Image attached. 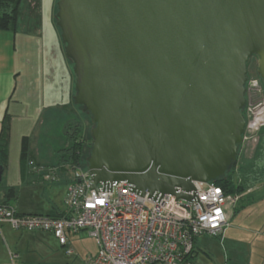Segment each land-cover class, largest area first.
<instances>
[{
  "label": "water",
  "instance_id": "1",
  "mask_svg": "<svg viewBox=\"0 0 264 264\" xmlns=\"http://www.w3.org/2000/svg\"><path fill=\"white\" fill-rule=\"evenodd\" d=\"M55 20L92 119L91 190L204 213L194 182L238 161L252 58L264 83V0H59Z\"/></svg>",
  "mask_w": 264,
  "mask_h": 264
},
{
  "label": "rangeland",
  "instance_id": "2",
  "mask_svg": "<svg viewBox=\"0 0 264 264\" xmlns=\"http://www.w3.org/2000/svg\"><path fill=\"white\" fill-rule=\"evenodd\" d=\"M58 1L22 0L15 33L0 31V96L7 92L3 94L5 100L11 87H17L10 103L9 155L0 197L11 187L16 188L18 198L13 203L22 213L44 212L52 204H59L64 194L62 177L58 182H47L38 171L26 178L21 176L23 138L28 139L30 150L42 163L39 166L47 167L60 165L62 154H67L66 148L75 136L82 139L84 160L75 173L88 171L87 159L92 148V119L75 102L74 63L66 55L62 32L55 20ZM259 77L255 57L248 65V78ZM246 98L244 115L248 119L253 106L259 103L256 111L263 110L264 91L247 88ZM255 128V136L247 135L241 145L232 170L235 182L250 185L251 189L241 195L235 217L222 240L199 238L196 264H264V124ZM67 131L78 133L71 138ZM68 237V245L62 246L49 232L6 226L3 237L0 236V264H84L97 255V242L88 232Z\"/></svg>",
  "mask_w": 264,
  "mask_h": 264
},
{
  "label": "built area",
  "instance_id": "3",
  "mask_svg": "<svg viewBox=\"0 0 264 264\" xmlns=\"http://www.w3.org/2000/svg\"><path fill=\"white\" fill-rule=\"evenodd\" d=\"M247 88L264 91L261 77L248 78ZM257 105L246 118L243 143L248 136H255V127L264 124V104L261 112L256 111ZM30 166L47 182H58L62 177L60 167L33 163ZM71 175L62 217L24 216L14 206L0 202V233L3 225L15 230L45 231L67 246L69 234L86 231L96 240L99 251L84 264H195L197 239H222L242 197L226 192L214 182H194L203 213L196 201L185 202L166 195L158 203L131 192L124 181L112 185V192H98L97 197L96 190L89 186L94 185L89 171ZM103 187L100 183L97 188Z\"/></svg>",
  "mask_w": 264,
  "mask_h": 264
},
{
  "label": "trees",
  "instance_id": "4",
  "mask_svg": "<svg viewBox=\"0 0 264 264\" xmlns=\"http://www.w3.org/2000/svg\"><path fill=\"white\" fill-rule=\"evenodd\" d=\"M21 3L22 0H0V31H9L15 33L16 29L18 28ZM9 119L10 114L8 113L4 118L0 130V166L3 167L4 171L8 163L9 138L11 135V126L9 124ZM77 133L78 132L72 133L71 131L66 132V134H68V136L71 138ZM22 143L23 144L20 153L21 176L26 178L30 173H35L30 165L33 163L35 166H39L40 164H37L33 159L34 155L30 150L28 139L26 137L23 138ZM82 144V139H78L77 136H75L73 138V143L66 148L67 154H62V161L60 165L56 166L61 168L62 178H68L66 184L73 180L71 173L79 168L77 166H80L82 160H84V151L82 150ZM234 167L227 174V178L218 180L216 184L223 187L224 190L228 193H237L242 195L243 193H245L247 188L250 187V185L246 186V184H237L235 182L232 175V170L234 169ZM17 196L18 190L14 187H11L5 193V200L3 199L2 201L5 204H9L12 203L13 200H16ZM63 215L64 213L57 214L53 217L58 218L62 217Z\"/></svg>",
  "mask_w": 264,
  "mask_h": 264
},
{
  "label": "crops",
  "instance_id": "5",
  "mask_svg": "<svg viewBox=\"0 0 264 264\" xmlns=\"http://www.w3.org/2000/svg\"><path fill=\"white\" fill-rule=\"evenodd\" d=\"M17 88V87H16ZM16 88L14 87V88H12L11 87V93H10V95H9V97H7L5 100H3V94H4V96L5 95H7V92H5L4 91V93L0 96V124L2 125V123H3V121H4V118H5V116H6V114H8L9 113V110H10V107H11V105H10V103H11V101H13L12 99L14 98V94H15V91H16ZM16 106H19V102H17L16 101ZM10 114V113H9ZM2 127V126H1ZM1 130V129H0ZM33 155H34V160H35V162L37 163V164H41L42 165V163H40L37 159H36V157H35V154L33 153ZM32 175H33V173H31ZM22 175V174H21ZM24 178V177H23ZM64 179V184L62 185V187L64 188V191H63V199H62V201L59 203V204H57V203H55V204H52L51 206H50V208L48 209V210H46V211H44V212H41V213H38V212H32V211H29V213H26V212H24V213H22V212H20V211H18V208L16 207V204L15 203H9L10 205H12V206H14L16 209H17V212L20 214V215H24V216H32V215H43V216H50V217H53V216H55V215H57V214H62V213H65V207H64V199H65V195H66V189H67V185L68 184H66V182L68 181V178H63ZM255 186H257V184L256 185H254V187ZM253 187V186H252ZM251 189V186L250 187H248L247 188V190L245 191V193L248 191V190H250ZM250 192V191H249ZM5 194L3 195V197H0V202H2L3 203V199L5 200ZM17 198H18V196H17ZM242 198V197H241ZM241 200L242 199H240V201H239V203L241 202ZM238 203V204H239ZM238 206V205H237ZM237 209H238V207H236L235 208V210H234V213H233V216H232V218L231 219H233L234 217H235V213H236V211H237ZM232 220H230V222H231ZM6 226H9V225H3L2 226V228H1V233H0V236H2L3 237V228L4 227H6ZM226 232H227V230H226ZM225 232V233H226ZM50 233V232H49ZM50 234H52V233H50ZM53 235V234H52ZM54 236V235H53ZM224 236H225V234H224ZM224 236H223V238H224ZM69 238V237H68ZM222 238V239H223ZM221 239V240H222ZM198 249H199V238L197 239V241H196V245H195V251H194V255H193V260H194V263L196 264V259L198 258ZM195 256V257H194Z\"/></svg>",
  "mask_w": 264,
  "mask_h": 264
},
{
  "label": "flooded vegetation",
  "instance_id": "6",
  "mask_svg": "<svg viewBox=\"0 0 264 264\" xmlns=\"http://www.w3.org/2000/svg\"><path fill=\"white\" fill-rule=\"evenodd\" d=\"M88 114V113H87Z\"/></svg>",
  "mask_w": 264,
  "mask_h": 264
}]
</instances>
